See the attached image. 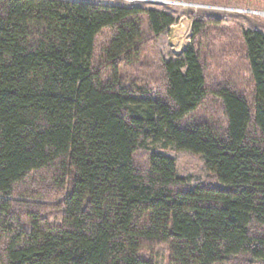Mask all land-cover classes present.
I'll return each mask as SVG.
<instances>
[{"label": "trees", "instance_id": "trees-1", "mask_svg": "<svg viewBox=\"0 0 264 264\" xmlns=\"http://www.w3.org/2000/svg\"><path fill=\"white\" fill-rule=\"evenodd\" d=\"M189 18L164 58L168 11L0 0V264H264V34Z\"/></svg>", "mask_w": 264, "mask_h": 264}, {"label": "rangeland", "instance_id": "rangeland-1", "mask_svg": "<svg viewBox=\"0 0 264 264\" xmlns=\"http://www.w3.org/2000/svg\"><path fill=\"white\" fill-rule=\"evenodd\" d=\"M100 4H119L125 6L137 5L147 9H158L172 13L177 22L173 25L166 36L161 37L157 41L156 55L161 53L164 58L168 57L171 52L179 55L191 44L192 37V20L190 14L200 15L202 13L215 14L233 21L246 28L258 30L264 34V6L251 5L248 7H232L228 4L214 6L204 2H191L189 0H90ZM246 8V9H245ZM201 114V115H200ZM197 115L198 119L203 115ZM156 152L165 154L176 162L177 173L181 177L189 180L191 186H195L207 179L208 173L205 168V162L192 154L175 152L171 149L163 150L160 146L152 148ZM64 214L63 212H55L49 216L51 223H59ZM148 254L155 257L156 264H168L169 250L167 247H149L145 249Z\"/></svg>", "mask_w": 264, "mask_h": 264}]
</instances>
